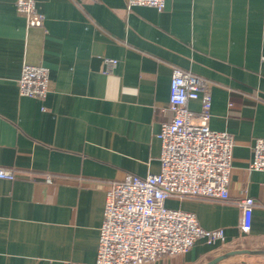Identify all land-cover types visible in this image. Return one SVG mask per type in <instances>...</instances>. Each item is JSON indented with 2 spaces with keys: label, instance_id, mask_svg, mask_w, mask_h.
Here are the masks:
<instances>
[{
  "label": "crops",
  "instance_id": "0c3cea01",
  "mask_svg": "<svg viewBox=\"0 0 264 264\" xmlns=\"http://www.w3.org/2000/svg\"><path fill=\"white\" fill-rule=\"evenodd\" d=\"M43 27L0 0V264L93 262L106 188L159 170L160 124L173 68L209 83V126L234 140L229 197L171 198L224 241L197 239L180 255L143 264H264V170L249 168L264 138V0H35ZM105 58L116 60L109 64ZM24 63L49 69L44 99L21 96ZM198 114L200 100L188 102ZM254 199L251 229L239 201Z\"/></svg>",
  "mask_w": 264,
  "mask_h": 264
},
{
  "label": "built area",
  "instance_id": "2783aa9c",
  "mask_svg": "<svg viewBox=\"0 0 264 264\" xmlns=\"http://www.w3.org/2000/svg\"><path fill=\"white\" fill-rule=\"evenodd\" d=\"M165 1L126 0V5L162 10ZM15 7L27 26H44L45 15L37 9L35 0H15ZM105 61L116 63L112 58ZM17 83L21 96L44 99L49 91V69L42 64L24 63ZM191 100H200L198 114L189 108ZM210 106L207 80L173 68L167 106L172 118L162 122L156 134L160 141L158 172L127 174L108 184L95 259L68 264L151 263L162 256L187 252L199 238L224 241L221 228L203 229L192 212L166 204L171 198L229 197L234 140L229 132L209 126ZM249 168L264 170V138L254 140ZM0 178L12 180L15 174L0 166ZM254 203L249 196L239 201L240 229L244 233L251 229Z\"/></svg>",
  "mask_w": 264,
  "mask_h": 264
},
{
  "label": "water",
  "instance_id": "95a60500",
  "mask_svg": "<svg viewBox=\"0 0 264 264\" xmlns=\"http://www.w3.org/2000/svg\"><path fill=\"white\" fill-rule=\"evenodd\" d=\"M253 253H261V252L249 250V249H246V248H230V249L222 252L221 254H219V255L207 260L203 264H217L220 261H222V260H224V259H226L228 257H231L233 255H237V254H253Z\"/></svg>",
  "mask_w": 264,
  "mask_h": 264
}]
</instances>
